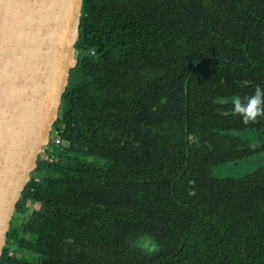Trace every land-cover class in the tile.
Wrapping results in <instances>:
<instances>
[{"label":"trees","instance_id":"1","mask_svg":"<svg viewBox=\"0 0 264 264\" xmlns=\"http://www.w3.org/2000/svg\"><path fill=\"white\" fill-rule=\"evenodd\" d=\"M77 49L50 146L67 158L37 162L18 203L35 241L18 245L37 264H264V169L209 173L239 157L219 101L235 63L264 69V0H84Z\"/></svg>","mask_w":264,"mask_h":264},{"label":"water","instance_id":"2","mask_svg":"<svg viewBox=\"0 0 264 264\" xmlns=\"http://www.w3.org/2000/svg\"><path fill=\"white\" fill-rule=\"evenodd\" d=\"M83 1L0 0V259L78 64Z\"/></svg>","mask_w":264,"mask_h":264},{"label":"flooded vegetation","instance_id":"3","mask_svg":"<svg viewBox=\"0 0 264 264\" xmlns=\"http://www.w3.org/2000/svg\"><path fill=\"white\" fill-rule=\"evenodd\" d=\"M241 54H239V57L241 58ZM226 61V60H223ZM227 62V61H226ZM243 62L240 61L238 63H235V65H238L239 68L235 71V83L234 88L235 92L233 96L226 99H220L219 103L220 105L229 106V108L225 111L221 109L222 115H228L232 113L233 115V103L232 99L233 97L239 95L241 97L249 96L251 95L256 86H260L261 88H264V69L259 70L257 73H255L252 70H242ZM233 120L235 121L236 128L234 130L229 131H223L219 134L221 139H223L224 148L235 150L237 152V155L239 157L237 158V161H232L228 164H234L237 168L243 167L245 170H248V174L255 173L259 169H264V117L258 118L256 123H252L249 125H245L242 122V119L239 116L233 115ZM190 144H200V141L194 136L190 135L188 137ZM65 144L62 145H56L53 147V151L60 150L61 147H64ZM48 157L46 159L43 158L39 159L42 161H61L63 159H66L67 157L65 155H57L55 153H52V155L47 154ZM243 156V157H241ZM66 157V158H65ZM79 161L86 164V163H93L96 162L93 158L90 157H78ZM38 160V161H39ZM37 161V162H38ZM97 163L99 165H103L105 168H109L110 162L104 161V160H97ZM225 164V165H228ZM223 166V165H222ZM219 167V166H216ZM213 167L209 173L211 178H217V179H227L229 177H221L219 171H213ZM244 175V176H246ZM241 177H230V178H242ZM32 208V209H31ZM35 205H33L30 202H26L23 204L22 207L18 208V205L16 207V214H28V211L31 210L30 214L26 216L25 221L23 222V225L19 226L18 228L12 227V224H10L9 231H8V237L10 240L6 242V246L4 250H8V256L12 257H18L19 259L26 261L31 264H37L42 262V256L37 253L36 251L29 250L27 248H22L18 245V242L20 240H28L30 244H33L35 241L34 236L31 235L30 232L26 231V225L28 222V218L32 215L33 211L35 210ZM18 229V230H16ZM18 241V242H17ZM137 245L141 247L140 249L146 250V251H152L157 250V246L155 244V241L153 238L147 235H143L139 237L137 240ZM14 252H12V251ZM154 252V251H153ZM151 253V252H150Z\"/></svg>","mask_w":264,"mask_h":264},{"label":"clouds","instance_id":"4","mask_svg":"<svg viewBox=\"0 0 264 264\" xmlns=\"http://www.w3.org/2000/svg\"><path fill=\"white\" fill-rule=\"evenodd\" d=\"M232 103L234 116H239L245 125L256 123L258 118L264 117V88L256 86L251 95H237L233 97Z\"/></svg>","mask_w":264,"mask_h":264},{"label":"rangeland","instance_id":"5","mask_svg":"<svg viewBox=\"0 0 264 264\" xmlns=\"http://www.w3.org/2000/svg\"><path fill=\"white\" fill-rule=\"evenodd\" d=\"M48 151L52 153L51 148H49ZM47 154L48 153L44 152L42 155H40L38 157V160L42 159V156L44 159H46L48 157ZM213 171H219L220 174H223V175H219L221 177H241V176H244V175L249 173L248 170H245L243 167L237 168L234 164L219 166V167L214 168ZM30 212H31V210L28 211V214L26 213L24 215H21L20 213L16 214V211H15V213L12 217L11 223H10V224H12V227L18 228V225L22 226L23 222L26 219V216H28L30 214ZM16 230H18V229H16ZM153 251H155V250H152L151 252H153ZM12 252H14V251H12Z\"/></svg>","mask_w":264,"mask_h":264},{"label":"built area","instance_id":"6","mask_svg":"<svg viewBox=\"0 0 264 264\" xmlns=\"http://www.w3.org/2000/svg\"><path fill=\"white\" fill-rule=\"evenodd\" d=\"M57 132H55V137L53 139V142L55 145H58L60 143V137L56 135Z\"/></svg>","mask_w":264,"mask_h":264}]
</instances>
